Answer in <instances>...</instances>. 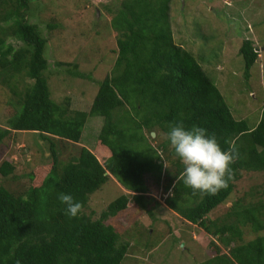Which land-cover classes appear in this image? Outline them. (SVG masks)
<instances>
[{"label":"trees","instance_id":"16d2710c","mask_svg":"<svg viewBox=\"0 0 264 264\" xmlns=\"http://www.w3.org/2000/svg\"><path fill=\"white\" fill-rule=\"evenodd\" d=\"M171 1L121 0L112 20L119 31L110 72L99 81L91 99L67 95L56 103L40 73L44 38L20 14L27 0H15L17 9H7L6 0H0V32L6 31L21 43L5 44L0 35V68L10 66V75L24 69L32 80L20 98H14L19 107L6 119L0 141L11 130L30 131L47 140L49 152L48 161L41 164L46 167L38 185L17 194L0 186V264H122L128 243L119 240L120 232L111 217L124 210L130 199L139 203L147 191L146 175L158 181L161 171L166 178L163 191L169 192L162 199L166 208L217 237L226 248L225 252L210 239L214 253L191 264H264V232L260 233L264 231V201L242 205L236 198L222 219L207 216L230 196L241 170L261 172L264 183V103L251 126L244 118L233 117L224 96L203 69L199 60L203 57L198 59L174 41ZM237 53L247 80L258 53L248 38L241 40ZM121 110L126 115L119 116ZM91 116L102 117L93 148L74 146ZM173 122H182L188 129L204 127L215 133L222 148L229 144L237 147L239 158L231 165L233 177L226 189L201 197L177 181L183 165L167 139ZM156 131L166 136L158 149L172 157L166 168L148 141L153 139L150 132ZM61 139L72 142L66 147L70 154L64 163L54 146ZM13 170V162L0 160L1 176ZM109 176L128 193L112 199L92 218L90 196ZM61 192L72 194L82 204L76 217L65 214V205L58 200ZM245 224L253 237L237 243L240 225ZM152 244L147 240V247Z\"/></svg>","mask_w":264,"mask_h":264},{"label":"rangeland","instance_id":"374dc122","mask_svg":"<svg viewBox=\"0 0 264 264\" xmlns=\"http://www.w3.org/2000/svg\"><path fill=\"white\" fill-rule=\"evenodd\" d=\"M120 2L27 0L26 8L20 9L24 20L33 24L44 38V61L40 73L46 79L51 99L56 103L64 101L67 95L75 99H91L99 81L110 72L116 56L115 38L119 31L113 27L112 20ZM171 2L173 11L169 13V18L174 41L193 51L198 59L203 57L199 59L203 62L202 67L224 96L233 117L244 118L251 126L264 103V0ZM6 8L17 9L15 0H6ZM0 35L5 44H21L6 31L0 32ZM244 38L252 41L258 53L247 80L243 77L242 60L237 53ZM10 72V66L0 68V130L19 107L13 102L14 98H20L23 89L32 83L24 69L14 75H10ZM124 115L126 112L121 110L119 116ZM101 124V116L88 118L79 142L73 145H83L91 150ZM36 134L11 130L0 141V160L5 158L14 164L12 174L5 177L0 175V186L13 194L24 192L27 186L38 185L42 179L43 167L46 166L41 164L48 161V142L39 139ZM143 134L147 138V132ZM152 137L148 141L156 148L166 168L165 163L168 166L167 160L172 157L157 147L166 136L156 131ZM71 143L62 139L56 141L55 152L60 163L69 158L70 152L66 147ZM59 145L62 149H59ZM160 177L155 181L152 175H146L147 191L140 202L130 199L124 210L111 217L114 228L120 232L119 240L128 243L127 256L122 264L199 262L214 253L208 242L210 239L226 252L217 237H210L198 226L183 221L178 214L166 208L162 199L169 192L163 191L166 178L162 171ZM127 193L109 176L90 196L88 209L93 210L92 218L97 217L105 204ZM236 198L242 205L264 201L261 172L241 170L240 177L233 182L230 196L210 210L207 216L222 219ZM88 211L84 209V212ZM240 230L241 238L237 243L253 237L254 232L247 224L240 225ZM263 232L261 230L260 233ZM147 240L153 243L151 247H147Z\"/></svg>","mask_w":264,"mask_h":264},{"label":"clouds","instance_id":"9594fccd","mask_svg":"<svg viewBox=\"0 0 264 264\" xmlns=\"http://www.w3.org/2000/svg\"><path fill=\"white\" fill-rule=\"evenodd\" d=\"M167 139L183 165L177 181H182L193 195L215 196L228 187L233 177L231 165L239 158L234 144L224 149L215 133L200 126L188 129L182 122L169 124ZM165 166L168 167L166 163ZM58 200L65 205L64 211L69 217H76L82 210V204L70 193H59Z\"/></svg>","mask_w":264,"mask_h":264},{"label":"water","instance_id":"95a60500","mask_svg":"<svg viewBox=\"0 0 264 264\" xmlns=\"http://www.w3.org/2000/svg\"><path fill=\"white\" fill-rule=\"evenodd\" d=\"M151 133V136L153 135V132H150Z\"/></svg>","mask_w":264,"mask_h":264}]
</instances>
